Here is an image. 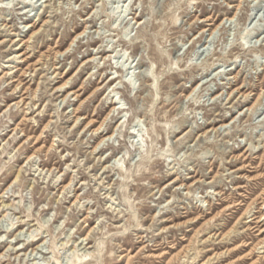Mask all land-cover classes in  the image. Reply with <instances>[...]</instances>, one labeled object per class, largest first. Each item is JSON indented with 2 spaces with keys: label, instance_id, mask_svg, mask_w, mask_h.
<instances>
[{
  "label": "rangeland",
  "instance_id": "rangeland-1",
  "mask_svg": "<svg viewBox=\"0 0 264 264\" xmlns=\"http://www.w3.org/2000/svg\"><path fill=\"white\" fill-rule=\"evenodd\" d=\"M1 41L0 264H208L260 218L264 0H0Z\"/></svg>",
  "mask_w": 264,
  "mask_h": 264
},
{
  "label": "bare ground",
  "instance_id": "bare-ground-1",
  "mask_svg": "<svg viewBox=\"0 0 264 264\" xmlns=\"http://www.w3.org/2000/svg\"><path fill=\"white\" fill-rule=\"evenodd\" d=\"M232 19H226V21H231ZM223 21V20H222ZM222 23H220V25H221ZM208 26H210V25H212V23L211 22H209L208 24H207ZM220 25H218V26H216L213 30H211L210 28L211 27H208V28H206V30H211V32H210V35H213V33L215 32V30L220 26ZM224 25V24H223ZM5 26H6V24H5ZM28 26H31V27H34V24H28ZM203 32V31H202ZM34 34V33H33ZM81 34H83V32L81 33ZM18 41L19 42H22V43H26L27 41H24L22 38H20V39H18ZM3 43V41H1L0 42V44H2ZM110 78V77H109ZM117 78H110L109 79V83H113L115 80H116ZM111 84H109V86L111 85ZM61 88V87H60ZM62 90V89H61ZM242 90L241 89H237L236 90V95L238 94H240V92H241ZM248 96V94H244V93H241L240 94V97H244V98H246ZM227 100L228 101H226L227 102V104H229L230 103V100H231V93H229V95H228V97H227ZM258 100V99H257ZM111 104H112V108L114 109V106H115V103L114 102H112L111 101ZM254 104L253 105H251V106H249V107H247L246 108V110H253V108H254ZM224 126H226V124H221L220 126H219V128H211V130H214V131H218L220 128H222V127H224ZM99 130V128L98 129H96V131H98ZM110 138V137H109ZM99 146V145H98ZM97 148V147H96ZM101 151V149H99L98 150V152L97 153H99ZM103 162H105V161H103ZM264 197V191L261 193V197L260 198H263ZM14 204V203H13ZM12 204V205H13ZM232 207V205H230V206H228V207H226L224 210H229V208H231ZM1 208V207H0ZM261 214H260V218H258V216H256V214L255 213H253L250 217H249V219H248V221H246V223H247V228H245V230H243L242 232H241V234L239 235V236H235V235H231L233 232H234V230H235V227H236V225L235 226H232V228L230 229V232H228L227 234H223L222 235V238H221V240H219L217 243H214V247L215 248H218V247H221V246H228L227 247V249H226V251H225V255L224 256H222V255H220V254H214V256L213 257H210V258H208L207 259V261H206V263H208V264H210L209 262H211L212 260H216V261H214V262H212L211 264H214V263H217V262H219V261H225V260H227V259H231V258H233L234 257V255L235 254H240L242 251H244V250H246L249 246H251L250 248H249V250L248 251H246L245 253H243V254H240V255H237V257H235V258H233L232 260L233 261H231V263L230 264H244L245 262H247L248 260H252V257L255 255L254 253H255V249H257V247L260 245V244H263L264 243V239L263 240H260V241H257L255 244H251V243H236L239 239H241V238H245V237H248V236H250V234H252V230L254 229V227H252L251 225V223H264V207H262L261 206ZM248 212V208H246V210H245V212L243 213V215H245L246 213ZM215 218V217H214ZM223 228V226L222 227H219V228H217L218 229V231L220 230V229H222ZM262 230H264V229H262ZM218 231H217V233H218ZM216 234V233H215ZM219 236H221V233H219V235H218V237ZM33 237H36V236H33ZM217 237V238H218ZM224 239H226V241H223ZM34 240H38V239H32V241H34ZM89 242H87L86 244H88ZM236 243V244H235ZM229 246H230V248H229ZM260 248H264V245H261V247ZM262 252H264V251H262ZM258 262L257 261H255V260H252L249 264H257Z\"/></svg>",
  "mask_w": 264,
  "mask_h": 264
}]
</instances>
